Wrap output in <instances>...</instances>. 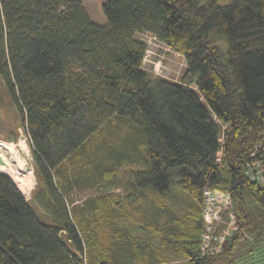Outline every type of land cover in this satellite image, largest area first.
Segmentation results:
<instances>
[{"label": "trees", "instance_id": "1", "mask_svg": "<svg viewBox=\"0 0 264 264\" xmlns=\"http://www.w3.org/2000/svg\"><path fill=\"white\" fill-rule=\"evenodd\" d=\"M102 10L105 25L82 0H0V77L38 186L31 203L0 174V264H240L264 244V188L245 172L264 143V0H107ZM143 33L185 58L181 83L143 70ZM116 124L133 135L76 176ZM121 168L124 199L109 192ZM81 176L103 193L78 205ZM176 189L188 212L157 226ZM205 189L231 195L238 231L199 258ZM143 239L163 249L140 250Z\"/></svg>", "mask_w": 264, "mask_h": 264}, {"label": "rangeland", "instance_id": "2", "mask_svg": "<svg viewBox=\"0 0 264 264\" xmlns=\"http://www.w3.org/2000/svg\"><path fill=\"white\" fill-rule=\"evenodd\" d=\"M107 0H82L83 6L90 16L91 20L99 25L106 24V18L103 14V4ZM220 5H228L232 0H216ZM138 38L144 41L148 45V49L143 61V70L146 71L152 78H160L170 82L181 83L182 78L186 74V61L185 58L169 50L165 45L158 42L155 37L150 33H143L138 36ZM133 135L129 133L127 127L124 125H113L110 128H107L105 132L96 139V143L94 145L89 146L87 150V159L90 162L87 166L83 165V163H76L73 165L74 174L76 176L81 175L84 170L85 173L90 175V169L94 172H98V162L100 160L101 153L103 151L110 152L113 149L111 146L115 148L119 147V143L124 144L127 142V137ZM25 139L27 142V146L24 148V152L22 154L25 158H21L24 163L22 166L16 165V167H12L6 164L8 158L4 155V145L5 143H17L19 140ZM27 154V157L25 156ZM0 157L2 158L5 165H1L0 169L3 167L5 170H2L3 173L9 174L11 172L15 177L13 178V182L16 185L17 189L20 192L25 193L27 200L32 203L33 193L38 190L36 177L34 174L35 169V161L32 156L31 146L29 144V138L26 132V128L24 127L22 120L17 113V109L8 95L3 80L0 77ZM29 166H31V174L21 175L20 169L26 166L27 162ZM96 165V166H95ZM19 166V167H18ZM8 167V168H7ZM26 168V167H24ZM9 169V170H8ZM83 169V170H82ZM127 173L125 168H121L119 173L114 177V184L119 187L117 190H110L109 192H113L121 195L124 199L126 192L128 190L127 185ZM82 185L80 187H76L72 194V199L78 205L84 204V202L90 198L100 196L103 192L99 188L98 184L89 183L86 179V176H81ZM112 182V183H113ZM128 187V188H127ZM173 202L172 200L166 198L165 205L168 207L167 209L170 211V214H166V221L164 218L161 220H157V226L165 227L172 226L173 221H170L169 218H178L182 219L186 212H188V207L186 206V201L190 198L188 195L183 192L181 189H176L174 192ZM172 197V196H171ZM39 198V197H38ZM34 208V212L37 217L41 221H48L47 216L43 214L42 209L37 207L35 204H32ZM170 208V209H169ZM172 213V214H171ZM146 221H149V217L145 216ZM169 220V221H167ZM202 221V219H201ZM149 224V222H148ZM163 225V226H162ZM224 229L221 228L218 232H223ZM201 236V235H200ZM180 239V237H179ZM229 241V240H228ZM155 248L163 249L162 245L154 239V241L143 239V241H138L136 244L137 248H142L140 250L145 249L147 253H150L153 250V245ZM230 242V241H229ZM151 243V244H150ZM200 244V242H199ZM152 245L150 250L147 249L146 246ZM121 248V247H120ZM120 248L116 249L119 253ZM123 248V247H122ZM240 252V251H239ZM153 254V253H152ZM240 254V253H239ZM219 255V253H218ZM216 256V255H214ZM207 257V256H206ZM151 256L149 259H153ZM155 259V258H154ZM177 260V259H176ZM240 264H264V244H262L258 250L254 253V255L249 256L247 258H243ZM176 264H185V260H179Z\"/></svg>", "mask_w": 264, "mask_h": 264}, {"label": "built area", "instance_id": "3", "mask_svg": "<svg viewBox=\"0 0 264 264\" xmlns=\"http://www.w3.org/2000/svg\"><path fill=\"white\" fill-rule=\"evenodd\" d=\"M247 162L245 172L252 181L264 188V143L260 144ZM204 233L199 258L221 253L224 244L238 231L232 197L227 192L205 189L202 196ZM223 228V232H218Z\"/></svg>", "mask_w": 264, "mask_h": 264}, {"label": "bare ground", "instance_id": "4", "mask_svg": "<svg viewBox=\"0 0 264 264\" xmlns=\"http://www.w3.org/2000/svg\"><path fill=\"white\" fill-rule=\"evenodd\" d=\"M3 145H4L3 148L5 150L4 155H6L8 158L6 164L9 166H12L13 168L16 167V165L22 166L24 163L22 162L21 158L22 159L25 158L24 155L22 154V152H24V148L27 146L26 140L22 139V140H19L17 143H5ZM25 156L27 157V154H25ZM1 165H5V164H0V167H1ZM24 167H26V168H24ZM24 167H22L20 169V174L21 175L31 174L32 170H31V166H29L28 162H27L26 166H24ZM2 170H5V168L3 167L2 169H0V174H4V175L8 176L11 180H13V178L15 176L11 172H9V174H5L2 172ZM248 178H249V176H248ZM253 182H255V181H253ZM255 183H257V182H255ZM201 217H202V208H201ZM202 223H203V217H202ZM203 233H204V223H203L202 236H203ZM201 239H202V237H201Z\"/></svg>", "mask_w": 264, "mask_h": 264}, {"label": "water", "instance_id": "5", "mask_svg": "<svg viewBox=\"0 0 264 264\" xmlns=\"http://www.w3.org/2000/svg\"><path fill=\"white\" fill-rule=\"evenodd\" d=\"M0 164H5L1 158H0ZM27 167H28V166H27ZM228 245H229V241L227 240V241L225 242L223 248L226 249V248L228 247Z\"/></svg>", "mask_w": 264, "mask_h": 264}, {"label": "crops", "instance_id": "6", "mask_svg": "<svg viewBox=\"0 0 264 264\" xmlns=\"http://www.w3.org/2000/svg\"><path fill=\"white\" fill-rule=\"evenodd\" d=\"M115 186H116V185H115ZM118 188H119V187L116 186V187H114L113 189H114V190H117Z\"/></svg>", "mask_w": 264, "mask_h": 264}]
</instances>
